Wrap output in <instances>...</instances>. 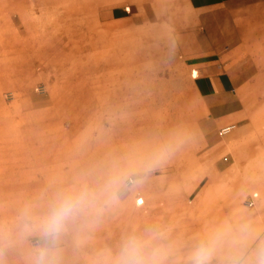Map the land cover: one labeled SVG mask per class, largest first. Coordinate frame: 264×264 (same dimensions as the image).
<instances>
[{
    "label": "crops",
    "instance_id": "obj_1",
    "mask_svg": "<svg viewBox=\"0 0 264 264\" xmlns=\"http://www.w3.org/2000/svg\"><path fill=\"white\" fill-rule=\"evenodd\" d=\"M135 31L153 35L158 54L185 80L186 92L181 98L189 134L194 136L193 144L185 149V168L165 177L179 185L171 187L172 194L183 199L193 195L192 205L171 209V214L188 217L186 242L178 246L172 262L188 264L197 243L223 232L211 264H264V0H0V94L9 86H28L38 60L48 58L55 65L66 64L71 56H98L100 40H107V46H116L125 55ZM108 75L103 90L98 88L92 94L98 96L91 100L109 115L103 123L117 109L129 106V89H117L119 78ZM50 110L42 114L58 118ZM48 117L47 123L45 119L40 124L41 134L47 138L44 144L54 146L57 139L51 137L55 134L51 126L56 120L50 122ZM80 119L79 126L89 118ZM103 136L100 141L94 139L100 148L93 151L91 164H82L78 173L81 187L96 192L101 188L97 183L90 187L91 176L106 183L112 177L121 178L131 163L140 160L136 151L141 147V134L110 130L105 140ZM49 163L50 159L43 161ZM27 165L33 167L35 162ZM1 166L0 155V184ZM16 166L15 162L11 165ZM76 184L67 189H77ZM49 192V188L41 195L33 191L31 201L43 199ZM103 201L101 197L99 202ZM133 201H127L137 209L133 214L141 215L138 209L147 201L142 197ZM46 209L43 202L34 212L43 215ZM91 211L67 224L57 243L64 254L59 264L111 262L112 257L103 254L97 258L83 253L77 258L67 255V251L78 253L77 243L69 238L79 230L77 224L86 234L93 215H109ZM15 214L11 210L4 216ZM158 214L159 208L151 206L143 216L157 221ZM4 216L0 230L11 231ZM5 248L0 250V264H33V259L4 255Z\"/></svg>",
    "mask_w": 264,
    "mask_h": 264
},
{
    "label": "rangeland",
    "instance_id": "obj_2",
    "mask_svg": "<svg viewBox=\"0 0 264 264\" xmlns=\"http://www.w3.org/2000/svg\"><path fill=\"white\" fill-rule=\"evenodd\" d=\"M145 33H132L128 46L130 49H126L128 53L125 55H121L122 50L116 46H107V40H100L99 55L95 57L71 56L67 57L70 60L66 64L60 62L55 65L50 64L48 58L43 62L38 60L34 75L27 80L28 86H9L1 92L0 220L11 210L16 213L14 216H4V224L10 223L14 240L11 246L4 249V255L34 261L35 249L43 242L38 233L27 238L20 236L17 225L22 209L32 203L35 206L43 202L48 205L57 193L70 190L67 188L75 183H78L76 187L79 189L82 176H78V173L83 170L82 164H91L92 160H89L93 151L100 148V143L95 145L94 139L97 137L100 141L104 135L102 138L105 140L111 130L112 133L126 131L129 134H141V147L136 151L140 160L131 163L128 171L121 176L120 183L115 187L114 198L106 195L102 197L103 203L99 202V211L109 215H93V221L89 224L92 231L86 234L81 224H77L79 230L69 238L77 243L78 253L67 251V255L77 258L83 253L89 255V258H97L103 254L113 258L125 237L154 229L163 234L161 243L172 253L170 264H176L172 262L173 254L177 253L178 246L186 242L188 217L171 214V209L192 205L193 195L183 199L181 195L179 198L172 194L171 187L179 185H172L165 177L177 175L179 170L185 168V149L187 144H193L194 136L189 134L186 105L181 98V94L185 95L186 92L185 80L180 78L177 68L171 70L165 56L158 54V42L150 37L153 35ZM144 35L149 37L145 39ZM108 73L119 78L115 83L117 89H129L126 95L129 106L117 109L110 123H103L109 115L101 107L98 109L91 100L98 96H92L99 91L98 88L103 90ZM97 77L101 80L90 82ZM47 109H51L50 115L58 117L56 122L48 114H42ZM47 117L50 122L56 123L51 126L55 132L51 137L57 139L54 146L44 144L47 138L41 134L40 124ZM86 117L89 119L79 126V119ZM47 159L51 160L48 166L43 164ZM14 162L19 166L11 167ZM29 162H35V165H27ZM89 181L92 182L90 187L97 183L96 186L101 190L108 183H103L102 179L96 182L92 176ZM59 186L62 189L59 190ZM48 188L50 192L43 199L31 201L33 191L41 195L42 190ZM53 188L55 190L51 192ZM139 197L147 201L138 209L141 215L133 214L137 209H133L132 203L127 202L133 198L135 202ZM155 197L160 200L155 204L149 203L148 200ZM151 206L159 208L157 221L156 217L143 216ZM130 211V214H125ZM120 213L123 215H118ZM57 248L61 262L64 254L60 252L58 244Z\"/></svg>",
    "mask_w": 264,
    "mask_h": 264
},
{
    "label": "clouds",
    "instance_id": "obj_3",
    "mask_svg": "<svg viewBox=\"0 0 264 264\" xmlns=\"http://www.w3.org/2000/svg\"><path fill=\"white\" fill-rule=\"evenodd\" d=\"M120 177H112L103 190L96 192L86 186L59 192L47 205L43 215H36L34 205H26L19 217L17 229L21 237L38 233L42 245L35 249L33 264H59L57 243L67 224L78 215L97 207L101 197L115 196V187ZM223 232L211 234L191 250L188 264H211L217 246L223 239ZM162 233L148 229L143 234L132 233L125 237L111 264H170L172 253L161 241ZM14 243L11 231L0 230V250Z\"/></svg>",
    "mask_w": 264,
    "mask_h": 264
},
{
    "label": "built area",
    "instance_id": "obj_4",
    "mask_svg": "<svg viewBox=\"0 0 264 264\" xmlns=\"http://www.w3.org/2000/svg\"><path fill=\"white\" fill-rule=\"evenodd\" d=\"M252 205V203H248V206H251Z\"/></svg>",
    "mask_w": 264,
    "mask_h": 264
},
{
    "label": "bare ground",
    "instance_id": "obj_5",
    "mask_svg": "<svg viewBox=\"0 0 264 264\" xmlns=\"http://www.w3.org/2000/svg\"><path fill=\"white\" fill-rule=\"evenodd\" d=\"M156 198V197H155ZM146 202V201H145ZM150 203V202H149ZM155 203V202H154ZM136 209V208H135ZM127 213V212H126ZM91 221V220H90ZM86 222V221H85ZM84 228V227H83Z\"/></svg>",
    "mask_w": 264,
    "mask_h": 264
}]
</instances>
